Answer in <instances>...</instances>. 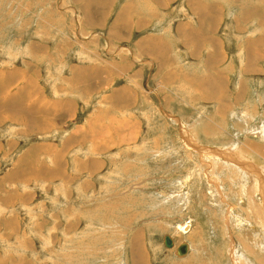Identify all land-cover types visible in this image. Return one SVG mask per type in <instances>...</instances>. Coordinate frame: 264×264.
<instances>
[{"label": "rangeland", "instance_id": "1", "mask_svg": "<svg viewBox=\"0 0 264 264\" xmlns=\"http://www.w3.org/2000/svg\"><path fill=\"white\" fill-rule=\"evenodd\" d=\"M263 189L264 0H0V264H264Z\"/></svg>", "mask_w": 264, "mask_h": 264}, {"label": "water", "instance_id": "2", "mask_svg": "<svg viewBox=\"0 0 264 264\" xmlns=\"http://www.w3.org/2000/svg\"><path fill=\"white\" fill-rule=\"evenodd\" d=\"M164 244L167 248H173V241L170 236H165ZM189 252V247L186 243L181 244L177 249V254L179 256H186Z\"/></svg>", "mask_w": 264, "mask_h": 264}, {"label": "bare ground", "instance_id": "3", "mask_svg": "<svg viewBox=\"0 0 264 264\" xmlns=\"http://www.w3.org/2000/svg\"><path fill=\"white\" fill-rule=\"evenodd\" d=\"M30 112V111H29ZM263 195H264V189H263ZM184 232H187L188 230H189V226H184V227H182L181 228ZM165 238V237H164ZM171 239H172V241H173V247L175 246V243H174V240H173V238L171 237ZM187 244V243H186ZM188 245V247H189V252H190V245L189 244H187ZM179 247V246H178ZM178 247L176 248V252H175V254L177 255V257H180V258H185L186 256H179L178 254H177V249H178ZM167 248V247H166ZM168 249H172V248H168ZM189 252H188V254H189ZM188 254H187V256H188Z\"/></svg>", "mask_w": 264, "mask_h": 264}, {"label": "crops", "instance_id": "4", "mask_svg": "<svg viewBox=\"0 0 264 264\" xmlns=\"http://www.w3.org/2000/svg\"><path fill=\"white\" fill-rule=\"evenodd\" d=\"M103 3H105V1L104 2H99V3H96V4L100 5V4H103ZM171 73H174V72H171ZM184 76H187V75H184Z\"/></svg>", "mask_w": 264, "mask_h": 264}, {"label": "flooded vegetation", "instance_id": "5", "mask_svg": "<svg viewBox=\"0 0 264 264\" xmlns=\"http://www.w3.org/2000/svg\"><path fill=\"white\" fill-rule=\"evenodd\" d=\"M180 246V245H179Z\"/></svg>", "mask_w": 264, "mask_h": 264}]
</instances>
